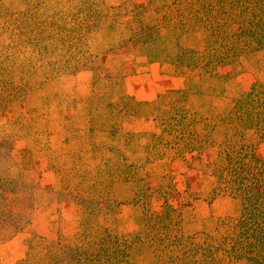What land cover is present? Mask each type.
I'll return each instance as SVG.
<instances>
[{
	"label": "rangeland",
	"instance_id": "obj_1",
	"mask_svg": "<svg viewBox=\"0 0 264 264\" xmlns=\"http://www.w3.org/2000/svg\"><path fill=\"white\" fill-rule=\"evenodd\" d=\"M263 39L264 0H0V264L264 260L231 174L264 193V140L227 141Z\"/></svg>",
	"mask_w": 264,
	"mask_h": 264
},
{
	"label": "trees",
	"instance_id": "obj_2",
	"mask_svg": "<svg viewBox=\"0 0 264 264\" xmlns=\"http://www.w3.org/2000/svg\"><path fill=\"white\" fill-rule=\"evenodd\" d=\"M168 92H172V91L168 90L165 93L168 94ZM161 100H162V96L159 95L152 104H146L148 107L146 112L138 109L136 112L134 110L126 108L122 113L119 114L118 119L116 118L112 122L119 123L125 115L127 114L130 115L131 113L137 114L139 112L140 114L151 115L154 118V120L159 121L161 123L162 121L161 108L160 106H157V103H161ZM135 104L139 105V104H143V102H136ZM228 119H232L233 121H236L238 123L235 126V129H233L234 132L232 133V135L227 139L229 143L233 141L244 142L245 140H249V138H254V137H249V138L244 137L243 131L247 129H255L256 135L262 140H264V88L261 89L260 86L258 88H253L250 92L238 98L236 100L234 109L231 111V114H229L228 116ZM115 132H120L118 131V127ZM162 132H164L163 129H161V133ZM159 140H161V138H159ZM151 142H153V140L152 141L150 140V142L146 144V148L157 146L154 142L151 145ZM162 149H163V145H162ZM122 155L125 157L124 153H122ZM156 158H159V156H156ZM150 160H154V159H151L148 156V151H147L146 156L144 157L142 163H147ZM124 161L133 162V160L128 159L127 156ZM231 171L230 172L234 177L233 180L235 181V183L238 184L237 190L239 191V193L243 194L244 198H247L248 200L247 201L248 210L245 213L247 217V221L250 222L253 221L254 224L261 227V223H264V193L255 190L256 188L255 181L252 180L253 177H247L248 174L251 175V172L245 167L243 163H237V165L231 168ZM262 232L263 233H261L262 235L261 240L257 241L258 243H261L260 248H262V251L260 252H264V231ZM197 235L201 236L203 234L193 233V235H191V243H192L191 247H193L194 244L201 242V245L211 248V243H210L211 237L210 238L207 237V239L203 238L202 241L196 242L195 237ZM248 246L251 247L250 243L248 244ZM259 249L255 250L254 252H250V257L251 254L252 256H254V254L258 253L257 251ZM229 250L235 251L237 249L233 244V246ZM190 252L192 257L196 256V252L194 251H190ZM209 252L210 251L208 250L205 254L208 255ZM211 260H215V257L212 258ZM254 262L255 263H253L252 261L253 264H264V260L258 262L254 261Z\"/></svg>",
	"mask_w": 264,
	"mask_h": 264
},
{
	"label": "crops",
	"instance_id": "obj_3",
	"mask_svg": "<svg viewBox=\"0 0 264 264\" xmlns=\"http://www.w3.org/2000/svg\"><path fill=\"white\" fill-rule=\"evenodd\" d=\"M165 76V75H164ZM161 92V91H160ZM160 92H157L154 96H151L150 98H136L135 100H136V102H145L146 104H152L156 99H157V97L159 96V95H161V94H163V93H165L166 92V90L164 91V92H162V93H160ZM131 115V114H130Z\"/></svg>",
	"mask_w": 264,
	"mask_h": 264
}]
</instances>
